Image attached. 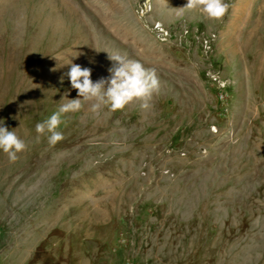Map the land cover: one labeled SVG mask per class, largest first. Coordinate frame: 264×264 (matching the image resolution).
I'll return each instance as SVG.
<instances>
[{
	"label": "rangeland",
	"instance_id": "1",
	"mask_svg": "<svg viewBox=\"0 0 264 264\" xmlns=\"http://www.w3.org/2000/svg\"><path fill=\"white\" fill-rule=\"evenodd\" d=\"M0 0V264H264V0ZM155 69L149 109L76 98L71 62ZM63 77V80H61Z\"/></svg>",
	"mask_w": 264,
	"mask_h": 264
},
{
	"label": "clouds",
	"instance_id": "2",
	"mask_svg": "<svg viewBox=\"0 0 264 264\" xmlns=\"http://www.w3.org/2000/svg\"><path fill=\"white\" fill-rule=\"evenodd\" d=\"M226 0H187L186 9H196L205 18L219 20L228 10ZM112 61L107 69L108 76L98 80L91 79L92 69L81 67L79 64L70 63L66 73L71 89L77 92L76 98L68 99L67 102L58 106L47 119L35 124L37 133L46 135L50 145H55L63 139V133L59 131L62 116L65 113L77 112L81 109V101H91V110L97 112L101 107H107L112 111L125 108L133 101H139L141 109H149L150 101L154 93H158L160 81L155 69L146 68L138 60L129 59L119 53L108 54ZM63 80V77H61ZM27 145L15 132L4 126L0 121V151L7 154L10 161H15L17 154L23 152Z\"/></svg>",
	"mask_w": 264,
	"mask_h": 264
}]
</instances>
